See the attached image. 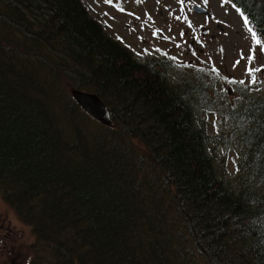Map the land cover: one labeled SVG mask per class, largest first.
Here are the masks:
<instances>
[{"label":"trees","instance_id":"trees-1","mask_svg":"<svg viewBox=\"0 0 264 264\" xmlns=\"http://www.w3.org/2000/svg\"><path fill=\"white\" fill-rule=\"evenodd\" d=\"M228 1L264 34V0ZM151 60L82 0H0V197L34 235L27 264H264V98L226 105L244 159L231 182L208 155L223 135L196 124L211 89ZM60 78L111 126L82 129Z\"/></svg>","mask_w":264,"mask_h":264},{"label":"rangeland","instance_id":"rangeland-1","mask_svg":"<svg viewBox=\"0 0 264 264\" xmlns=\"http://www.w3.org/2000/svg\"><path fill=\"white\" fill-rule=\"evenodd\" d=\"M82 3L90 17L104 26L108 37L129 49L138 62L174 61L172 68L161 65V69L177 85L184 76L191 78L187 71L197 72L205 81L211 91L195 103L196 124L209 137L223 135L221 140L208 145V155L221 165L218 174L233 182L237 172H241L244 159L238 155L241 146L234 145L237 132L232 131L225 115L226 105H234L236 100L246 105L245 99L252 96L264 98V71L255 73V84L251 83L248 72L249 67L264 66V54L257 48L256 60H247L254 44L237 8L228 0H208L207 4L203 0H184V4L180 0H112L111 3L82 0ZM195 6L204 8L206 14L194 12ZM59 82L72 98L70 89L74 88L61 78ZM89 120L90 124L85 120L87 125L82 123L81 127L92 132L98 123ZM133 145L138 144L133 142ZM34 241L31 228L20 222L15 211L0 197V264H27L22 250ZM26 254L29 256L28 251Z\"/></svg>","mask_w":264,"mask_h":264},{"label":"water","instance_id":"water-1","mask_svg":"<svg viewBox=\"0 0 264 264\" xmlns=\"http://www.w3.org/2000/svg\"><path fill=\"white\" fill-rule=\"evenodd\" d=\"M193 11L198 14H206V10L199 6L193 7ZM70 93L75 103L90 118L103 126H111L110 111L106 104L96 94L77 89H71Z\"/></svg>","mask_w":264,"mask_h":264},{"label":"snow or ice","instance_id":"snow-or-ice-1","mask_svg":"<svg viewBox=\"0 0 264 264\" xmlns=\"http://www.w3.org/2000/svg\"><path fill=\"white\" fill-rule=\"evenodd\" d=\"M105 2L111 3L112 0H105ZM180 3L184 4V0H180ZM203 3L207 4L208 0H203ZM121 10L123 11V9ZM237 11L239 12L240 10L237 9ZM240 15L242 16L243 23L247 27V32L249 33L250 38L254 44V46L251 47L249 50V55L247 57V60L250 62H254L256 60L257 48H259V51L262 54H264V34L259 33L258 29H256L254 26H249L251 25V21L249 20V17L245 13L240 12ZM177 19H179V17H177ZM185 19H187V17H185ZM191 26L192 25L189 24V27ZM222 51L223 49H221V52ZM236 63L238 64L239 60ZM261 71H264V66L257 67V68L249 67L248 72H249V75L251 76V83L255 84L257 82V76L255 75V73L261 72ZM240 83H243V81H241Z\"/></svg>","mask_w":264,"mask_h":264},{"label":"flooded vegetation","instance_id":"flooded-vegetation-1","mask_svg":"<svg viewBox=\"0 0 264 264\" xmlns=\"http://www.w3.org/2000/svg\"><path fill=\"white\" fill-rule=\"evenodd\" d=\"M190 24L192 25V23L190 22Z\"/></svg>","mask_w":264,"mask_h":264}]
</instances>
